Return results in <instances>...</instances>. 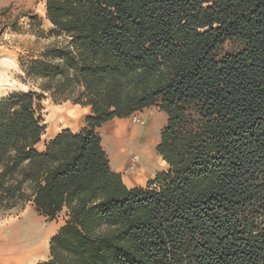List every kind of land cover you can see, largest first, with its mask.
<instances>
[{
	"label": "trees",
	"instance_id": "trees-1",
	"mask_svg": "<svg viewBox=\"0 0 264 264\" xmlns=\"http://www.w3.org/2000/svg\"><path fill=\"white\" fill-rule=\"evenodd\" d=\"M45 6L39 92L0 98V218L66 212L40 264H264V0ZM46 95L91 112L40 150ZM152 107L168 167L129 187L99 129Z\"/></svg>",
	"mask_w": 264,
	"mask_h": 264
},
{
	"label": "rangeland",
	"instance_id": "rangeland-1",
	"mask_svg": "<svg viewBox=\"0 0 264 264\" xmlns=\"http://www.w3.org/2000/svg\"><path fill=\"white\" fill-rule=\"evenodd\" d=\"M52 30L53 26L46 18L45 0H0V70L2 71V69L6 68V72L8 73V78L1 80V85L5 84L6 86L0 88V97L14 92H39L38 82L27 78L22 68L32 57L38 58V55L44 48L63 40L62 35H58L57 32H53ZM231 47L232 44H228L225 49L229 50ZM42 106L46 132L41 142L38 144L40 150H43L45 144L61 130L69 128L77 132L86 125L85 117L88 114L86 115L85 111H83L85 112L83 113L84 115L81 116L75 114V109H79L80 107L71 102L55 104L51 97L47 96L43 98ZM125 120H130L135 124L151 125L153 127V135H155L156 140L154 153L158 154L156 148L160 141L161 130L167 121L165 113L156 107H152L136 112L132 116L125 118ZM108 123L106 124L108 125ZM106 124L99 129V133L102 139L104 138L105 143L106 141L111 142V139L114 140V137H110L107 131L104 132L107 126ZM142 144V139L140 138L132 140V146L129 145V150L133 148V153L136 155L138 161L142 160L144 156H148V153L143 152V150L148 149V147H142ZM104 147L106 148V146ZM130 155L131 154H129V157ZM132 156L133 155H131V157ZM167 167V164L164 163V165H161L160 169L144 182L128 185L130 187L146 185V183L153 179L158 172L166 170ZM113 169L116 170V168ZM27 208V211L34 214V217L42 226L51 225L54 226V228H60L67 220L65 211L54 220H50L39 214L34 208L30 206ZM6 218L10 219L12 217L7 216Z\"/></svg>",
	"mask_w": 264,
	"mask_h": 264
},
{
	"label": "crops",
	"instance_id": "crops-1",
	"mask_svg": "<svg viewBox=\"0 0 264 264\" xmlns=\"http://www.w3.org/2000/svg\"><path fill=\"white\" fill-rule=\"evenodd\" d=\"M4 86L6 85L4 84ZM76 106L80 108H76L74 113L79 116L84 115L83 113L85 112L86 115L91 112L90 107H83L81 105ZM114 121L129 122L130 120H125V118H115L112 122ZM112 122L108 123V125L106 124L107 126L105 127L104 132L109 131ZM109 142L106 141L105 143L103 138L106 151L110 148L109 144H111V142ZM107 153L110 157V161L112 160V167L116 168V171L123 174L124 181L127 185L144 182L161 167L160 166L158 169L152 171V173H148V175L144 176L142 179L131 178L132 171L130 169L133 167L131 163L129 169H122V162H120V160L119 162L115 161L117 152L113 149L112 153H110L109 150ZM126 160L124 159L123 161ZM28 206L34 208L32 204H29ZM27 207L23 211L11 215L12 218L10 219L6 217L5 219H0V264H40L48 260L50 256V242L53 236L58 232L59 227L54 228V226L51 225H40L38 220L34 217V214L27 211Z\"/></svg>",
	"mask_w": 264,
	"mask_h": 264
},
{
	"label": "bare ground",
	"instance_id": "bare-ground-1",
	"mask_svg": "<svg viewBox=\"0 0 264 264\" xmlns=\"http://www.w3.org/2000/svg\"><path fill=\"white\" fill-rule=\"evenodd\" d=\"M6 70H7L6 68L2 69V71L0 70V88L4 86V84L3 86L1 85L2 84L1 80L8 78V73L6 72ZM108 133L110 137L111 136L114 137V140L111 139L112 144H109L110 148L108 150L110 151V153H112V150L114 149L115 146L114 150L117 152V155L115 156V161L119 162L120 160V162H122L121 163L122 169H129L131 163V165L133 166L130 169L132 171L131 178L142 179L144 176L148 175V173H152V171L158 169L162 164L163 165L164 163L166 164V162L163 161V159L160 156L154 153L156 140H155V135H153L154 130L151 125L150 126L140 125V124L132 123L130 121L129 122L115 121L112 123V126L110 127ZM140 138L142 139V143L144 144V145L142 144L141 146L148 147V149L143 150V152L148 153L147 154L148 156L147 157L144 156L142 160L138 161L136 159V155L133 153L134 152L133 148L129 150L130 148L129 145H131L132 140L140 139ZM129 154L133 156L131 157L130 155L129 157ZM124 159L126 161H123Z\"/></svg>",
	"mask_w": 264,
	"mask_h": 264
}]
</instances>
